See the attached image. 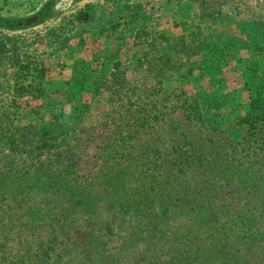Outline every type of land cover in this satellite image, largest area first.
I'll return each mask as SVG.
<instances>
[{
    "label": "rangeland",
    "instance_id": "1",
    "mask_svg": "<svg viewBox=\"0 0 264 264\" xmlns=\"http://www.w3.org/2000/svg\"><path fill=\"white\" fill-rule=\"evenodd\" d=\"M42 12L0 27V264H132L147 245L158 264L210 231L219 261L223 239L264 242V164L229 168L264 116V0H0L5 19ZM186 140L215 145L207 169L173 166Z\"/></svg>",
    "mask_w": 264,
    "mask_h": 264
},
{
    "label": "trees",
    "instance_id": "2",
    "mask_svg": "<svg viewBox=\"0 0 264 264\" xmlns=\"http://www.w3.org/2000/svg\"><path fill=\"white\" fill-rule=\"evenodd\" d=\"M46 19V13L42 12L40 16H33L29 18L23 19H5L0 16V27H3L4 30H27L30 28L37 27L41 25ZM5 37L0 36V51L5 50L6 41ZM164 40L168 41L172 44V39L169 36H163ZM8 39V38H7ZM12 39V38H11ZM13 40V39H12ZM176 42V46H169V48L173 49L174 54L188 56L191 54H197V51L194 50L193 46L189 45L186 41ZM181 45V46H180ZM164 56V55H163ZM172 57H169L171 59ZM161 59V58H160ZM1 63V62H0ZM42 70V69H41ZM188 111V109L186 110ZM189 117L194 118L195 120L202 122L205 124L207 122L204 117L203 112L200 108H193L191 111L189 110ZM256 118H251V116L246 117V121L248 124V133L250 138L248 142L240 148V158L237 157L236 154L233 155L230 167H236L239 169L240 173L245 172L246 169L251 172L256 171V167L264 164V116L258 115ZM54 139H47L43 141V146L41 148H47V151H50V147L53 145ZM15 144V142H13ZM215 145L210 146H200L197 148L192 141L186 140L184 146L179 147V154L177 160L173 163V166L183 169V167H191L193 163H197L200 166L207 169V167L211 163L210 155L213 153V149ZM23 152V150H21ZM28 153V150H27ZM45 151H40L38 155H44ZM216 161L215 158H212ZM202 204L204 207L205 200L210 199L209 196L202 195ZM191 205V201L188 196H184L183 198V209H188L190 212H197L199 214H208L209 221H219L218 214L219 212L212 208L211 210L199 209L202 207H195ZM240 205V203H239ZM238 205V206H239ZM231 207L229 214L238 213L246 210V203L241 206V210H238L232 205V203L228 206ZM184 216H182L183 218ZM188 217V216H186ZM185 224L189 229H193L194 225H191V219L188 217L183 219ZM187 222V223H186ZM169 229V228H168ZM166 230V228L164 229ZM162 232H165V231ZM170 230V229H169ZM172 231V230H170ZM179 231L174 228V232ZM180 231H182L180 229ZM199 231L198 229L195 230ZM173 232V231H172ZM213 232H209L206 234H202L198 238V243L195 246H191L189 250L184 251L182 247H177L173 242L169 244L167 247L164 246L163 255L159 256V260H157L158 264H161L163 260V264L165 263H173L177 261L178 264H264V250L262 249L259 252H255V248L262 246L264 242H260L258 245H251L246 242V239H243V236H240V239H223L217 245V249L214 251H221L222 255H220L223 259L218 260V258H208L207 256V244H210L209 247L212 248V243H210L208 239H210ZM242 237V238H241ZM152 246H146V248L140 250L133 256H130L132 260V264H151L153 260V256L156 255L152 250ZM214 249V248H212ZM55 250V246H49L43 251V260L48 259V257H52L50 252Z\"/></svg>",
    "mask_w": 264,
    "mask_h": 264
},
{
    "label": "crops",
    "instance_id": "3",
    "mask_svg": "<svg viewBox=\"0 0 264 264\" xmlns=\"http://www.w3.org/2000/svg\"><path fill=\"white\" fill-rule=\"evenodd\" d=\"M103 47H104V49H106L107 46H103Z\"/></svg>",
    "mask_w": 264,
    "mask_h": 264
}]
</instances>
